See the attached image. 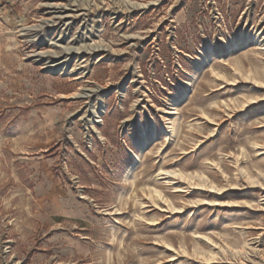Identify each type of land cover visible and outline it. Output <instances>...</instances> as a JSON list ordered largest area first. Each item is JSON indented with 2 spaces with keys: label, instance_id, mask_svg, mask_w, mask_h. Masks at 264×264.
I'll use <instances>...</instances> for the list:
<instances>
[{
  "label": "rangeland",
  "instance_id": "obj_1",
  "mask_svg": "<svg viewBox=\"0 0 264 264\" xmlns=\"http://www.w3.org/2000/svg\"><path fill=\"white\" fill-rule=\"evenodd\" d=\"M242 31L264 0H0V264H264V44L215 54Z\"/></svg>",
  "mask_w": 264,
  "mask_h": 264
},
{
  "label": "bare ground",
  "instance_id": "obj_2",
  "mask_svg": "<svg viewBox=\"0 0 264 264\" xmlns=\"http://www.w3.org/2000/svg\"><path fill=\"white\" fill-rule=\"evenodd\" d=\"M56 4V3H55ZM142 4V3H141ZM140 4V5H141ZM138 7L139 5L136 4ZM145 5V4H144ZM54 6V5H53ZM129 7V6H128ZM54 16V15H53ZM46 17V16H45ZM50 20V19H49ZM52 20V19H51ZM70 21V20H69ZM72 21V20H71ZM60 22V21H59ZM39 24V23H38ZM57 24V23H56ZM42 26V25H41ZM54 26V25H53ZM38 27V26H37ZM36 28V27H35ZM39 28V27H38ZM37 28V29H38ZM24 29V28H23ZM33 29V28H32ZM43 31V30H42ZM22 32V31H21ZM32 33V32H31ZM25 34V33H24ZM263 34V31H260L259 33H255L254 35H250L248 36L244 31L242 32H239L236 36H235V39L231 42V43H227V44H224L223 46L219 47V48H215V54H219V55H225L226 53L228 52H231L233 51L234 49H236L237 47H239L240 43L242 42H247L248 39H251V38H254L255 41L257 43H263L264 44V37H262ZM242 35V37H241ZM37 37V36H36ZM36 39V38H35ZM50 40V39H49ZM56 40V39H55ZM78 40V39H77ZM52 42V41H51ZM45 43V42H44ZM54 43V42H53ZM81 44V43H80ZM101 44V43H100ZM89 46V45H88ZM66 47V46H65ZM72 47V46H71ZM85 47V46H84ZM92 47V46H91ZM100 46H98L99 48ZM104 47V46H103ZM44 48V47H43ZM51 48V47H50ZM80 48V46L78 47ZM77 48V49H78ZM66 49V48H65ZM88 49V47L86 48ZM92 49V48H91ZM108 49V48H107ZM106 49V50H107ZM36 50V49H35ZM67 50V49H66ZM83 50V49H82ZM94 50V49H93ZM47 51V50H46ZM55 51V50H54ZM74 51V50H72ZM86 51V50H85ZM89 51V50H88ZM92 51V50H91ZM98 51V50H97ZM214 51V50H213ZM53 52V50H52ZM65 52V51H64ZM68 52V51H67ZM66 52V53H67ZM76 52V51H75ZM108 52V51H107ZM51 51H49L48 55H47V52L43 51H38V52H35L33 55L39 57V58H43L46 62L44 63H47L49 64L48 65V68H50L52 71H61V73L63 74H72V73H76L77 70L76 68L74 67H71L70 66V61H69V58L67 57L65 60H57L56 59V55H53V54H50ZM59 53V52H58ZM78 53V52H77ZM211 51H209L208 49L206 51H204L202 53V56L197 59L195 61V66L197 68H202L204 65H206L207 63L210 62V59H211ZM56 54V53H55ZM61 54V53H60ZM93 54V53H92ZM104 54V53H103ZM30 56V55H29ZM31 57V56H30ZM58 58V57H57ZM104 58V57H103ZM38 59V58H37ZM80 59V58H79ZM82 59V58H81ZM84 59V58H83ZM82 59V60H83ZM102 59V58H100ZM98 59V60H100ZM76 61H78L76 59ZM88 61V60H87ZM86 61V62H87ZM82 63V61H79V63ZM85 62V63H86ZM77 63V62H76ZM88 64V63H87ZM77 66V65H76ZM82 66V65H81ZM79 67V66H78ZM83 67V66H82ZM88 67V66H87ZM84 73V71H83ZM79 74V73H78ZM85 74V73H84ZM85 76V75H84ZM190 86V82L188 81H185L184 82V88L182 90H180L177 95H175L173 97V102H172V107L171 109H168V110H165L164 113L168 115H177V110H178V103L180 100H182L185 95H186V88ZM124 88V87H123ZM92 91H95V92H99L101 91V88L100 87H95L94 90ZM90 92V91H89ZM85 96H89L90 93H86L85 92ZM80 96V95H79ZM83 96V95H81ZM104 96H101V98H99V100H97V102H95L94 104H91L90 106V111H91V119H92V123H98L100 122V120L98 119L99 117H101V114L104 112L105 110V104H104ZM90 99V98H89ZM89 110V109H88ZM85 115V114H84ZM88 115V114H87ZM83 116V115H82ZM170 120V118H167V120ZM172 120V119H171ZM168 126H165L164 130H165V133L167 136H170V134H175L176 133V130H177V125H176V122L175 121H170L168 122ZM88 125V124H87ZM154 127H150L148 128L147 130V133L138 138L136 143L142 147H145V145L148 143V141H151V139L155 138V133H154ZM101 135V134H100ZM138 137V136H135V138ZM264 154V152L262 153ZM244 171V170H243ZM160 174H164V175H167V178H169L170 180L173 179V177H176V175H178V173H176V171H163V172H160ZM153 193L157 194L158 196H161V191H159L158 189L156 188H152L151 189ZM206 239L209 241V243L212 242V240L208 237H206ZM213 244V243H212ZM211 244V245H212ZM214 256L213 254H210L209 258H208V261H211L213 260ZM16 263V262H15ZM210 263V262H209Z\"/></svg>",
  "mask_w": 264,
  "mask_h": 264
}]
</instances>
